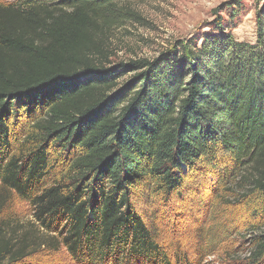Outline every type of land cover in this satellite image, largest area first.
I'll use <instances>...</instances> for the list:
<instances>
[{"label": "trees", "instance_id": "16d2710c", "mask_svg": "<svg viewBox=\"0 0 264 264\" xmlns=\"http://www.w3.org/2000/svg\"><path fill=\"white\" fill-rule=\"evenodd\" d=\"M118 1L0 2V212L25 201L47 236L0 220V264L60 245L76 264H171L137 198H183L196 172L264 195V10L253 43L231 32L236 0L218 30L113 63Z\"/></svg>", "mask_w": 264, "mask_h": 264}, {"label": "rangeland", "instance_id": "374dc122", "mask_svg": "<svg viewBox=\"0 0 264 264\" xmlns=\"http://www.w3.org/2000/svg\"><path fill=\"white\" fill-rule=\"evenodd\" d=\"M15 1L0 0L3 3ZM241 1L243 8L239 16L233 23L229 22L233 25L231 32L237 41L253 43L256 41L257 15L264 10V0ZM234 2L236 0H119V9L130 15L108 33L106 44L110 60L115 63L157 59L164 52H170L178 42L199 39L216 30L217 20L229 18L226 8ZM196 175L187 181L189 191L183 198H175L169 203L156 195L148 203H143L140 198L135 200L142 212L152 215L150 221L157 231V238L168 252H172L169 262L256 264L252 256L260 235L264 234L263 193H251L248 188L249 193L241 190L236 187L237 180L228 179L224 185H219L215 182L216 177L211 181L198 176L201 173L196 172ZM253 175L248 170L237 179L246 176L244 178L250 181ZM233 189L234 194L227 196L226 190ZM217 192L222 193L221 200L214 199ZM0 220L11 223L19 220L22 223L19 235H25L28 241L36 239L42 243L47 237L33 223L30 206L15 197L7 201L0 212ZM53 249L45 247L18 264H76L63 246ZM257 261L264 264V260Z\"/></svg>", "mask_w": 264, "mask_h": 264}]
</instances>
